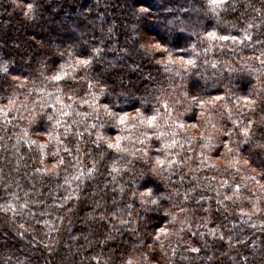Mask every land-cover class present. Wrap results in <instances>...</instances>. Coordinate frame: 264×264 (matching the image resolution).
Listing matches in <instances>:
<instances>
[{
  "label": "trees",
  "instance_id": "trees-1",
  "mask_svg": "<svg viewBox=\"0 0 264 264\" xmlns=\"http://www.w3.org/2000/svg\"><path fill=\"white\" fill-rule=\"evenodd\" d=\"M239 15L208 0H0V244L19 249L18 264L35 261L30 250L43 248L45 236L83 243L102 232L114 238L97 246L106 252L117 239L136 242L142 230L158 250L171 242L177 264H189L179 259L189 245L199 251L188 256L204 254V242L219 257L208 264H233L244 248L229 239L234 232L251 246L245 254H264V231L252 227L264 224V167L254 147L264 143V112L238 99L253 100L247 93L256 76L242 57L259 55L264 22ZM158 42L163 55L148 47ZM187 59L202 65L201 76L181 63ZM237 61L247 71L233 70L227 96L223 88L192 89L193 79L216 71L212 64ZM137 110L156 120L133 119ZM145 168L180 190L171 214L141 210L121 192L131 170Z\"/></svg>",
  "mask_w": 264,
  "mask_h": 264
},
{
  "label": "clouds",
  "instance_id": "clouds-1",
  "mask_svg": "<svg viewBox=\"0 0 264 264\" xmlns=\"http://www.w3.org/2000/svg\"><path fill=\"white\" fill-rule=\"evenodd\" d=\"M224 12L230 13L239 11L240 15L237 19L244 18L247 16L253 22L257 17L264 22V0H224L221 6ZM247 22V21H246ZM228 23V21H225ZM251 26V25H249ZM261 39L255 41L260 44L261 47L257 49L259 51L258 56L242 57L244 63L249 67H252V72L249 75H255L257 83L250 85L248 95L253 97L255 101L252 106L253 112L257 110L264 112V32L261 34ZM160 41L163 43H169L172 38L160 35ZM251 47V45H245ZM224 47H227L225 45ZM259 61L256 65L254 62ZM209 63L207 60L203 61V64ZM220 66L217 68L216 64H212L211 67L215 68V72H211L202 82L198 79H193L192 89L194 91H206L208 89L215 88L217 92L221 88L224 89L225 96L229 92H232L235 88L232 81L235 79L233 70L240 68L239 62H235L231 65H226L224 62H219ZM227 68V75L224 74V70ZM193 76H201L202 65H195ZM241 71H247V68H240ZM223 108V102L217 106ZM235 108V105H233ZM260 121H264V115L259 117ZM254 147L259 149L258 156L261 160H264V152L261 151L264 148V143L256 142ZM132 174L129 176L127 181L121 187V192H124L125 199L127 201H139V207L141 210L148 212H163L169 210V205L172 207L178 206L174 203V198L180 196L179 189H171L170 186H162L155 178L151 177V173L147 168L144 169L143 173H137L136 169H132ZM5 177L0 176V180H4ZM141 180L143 182H141ZM14 183V181H13ZM7 186V185H6ZM125 189L127 191H125ZM187 195V193H185ZM167 202V203H166ZM7 207V206H5ZM17 211L19 212V205H17ZM169 214H171L169 210ZM264 215V213H262ZM149 220L146 221L150 222ZM9 224V227L13 232L19 233V229L12 225L10 221H5ZM254 230L264 231V224H253ZM25 231H28L25 229ZM242 231V230H241ZM170 236L177 235V232L169 231ZM152 236L151 232H136L134 239L136 242H129L127 240L121 242L117 239L116 247L109 248L108 251H103L102 248L97 247L98 245H106L109 240L114 239L111 235H104L102 232L93 233L92 237L84 236L83 243H77L76 238L72 236H62L59 239L53 237L48 240L47 237H42L39 243L43 244V248L31 249L36 253L35 261H30V264H177L175 260L169 255L168 249L171 247V242L162 244L158 250V246L155 240L151 244H146L145 241ZM240 236V232H234L229 239H235L236 244L244 245V248H238L235 256L239 259L233 258V264H264V254L259 257L254 255L255 249L252 253L245 254L244 249L250 248V245L244 244V238ZM103 237V238H101ZM71 241V243H69ZM177 244L179 241H175ZM28 245H32L33 241L29 240ZM60 245H63L61 247ZM229 250L232 249L233 245L229 244ZM92 249L88 252V249ZM200 248L205 249V253L199 256L191 257L187 255L189 249H185L184 252H179V259L188 261L189 264H208L210 260H218L219 257L213 255L216 249L212 248L207 242L201 243ZM29 250V249H26ZM199 251V249H198ZM160 252L164 254L161 255ZM87 253V254H86ZM19 249L8 244H0V264H18L17 256ZM226 253H221L225 255ZM231 258V257H230Z\"/></svg>",
  "mask_w": 264,
  "mask_h": 264
},
{
  "label": "snow or ice",
  "instance_id": "snow-or-ice-1",
  "mask_svg": "<svg viewBox=\"0 0 264 264\" xmlns=\"http://www.w3.org/2000/svg\"><path fill=\"white\" fill-rule=\"evenodd\" d=\"M208 3H209V5L211 6L212 9H215V8L221 7L223 5V3H224V0H208ZM31 8H32V5H29V9H31ZM140 11L143 13V12H145V9H140ZM208 35H209V37L217 38L219 40H228L230 38L235 40V37H229V36H224V35H221V36L217 37L215 33H209ZM142 39H144L145 41H148L151 38L147 37L146 35H143ZM141 47H144V45H141ZM148 47L152 48V49L159 50L161 55H163L164 52L166 51L162 47V44L159 43V42L158 43H149ZM167 58L169 60L171 59V52H168V57ZM78 63L81 64V65L87 66L89 64V61L88 60H82V61H78ZM181 63H183L184 65H189V66L195 67V63H194V61L192 59L183 60V61H181ZM52 79L60 80L61 77L59 75H56V76H53ZM193 99L195 100L196 97H193ZM220 99H222V98L219 97V96L215 97V100H220ZM238 99H241V100L245 101L247 106H249V107H252L254 105V103H255V101L254 100H250L248 96L240 97ZM201 103H203V102H201ZM104 107H105V110L107 111L108 106L105 105ZM109 115H111L110 112H109ZM128 118H129L128 115L125 114V115L119 116L118 121H119V123L123 124V123H125V121ZM132 118L133 119H139V120H141L142 123H147L148 126H151L153 124V122L156 120V116L155 115L142 117L139 114V110H137V115L132 117ZM249 123L251 124V122H249ZM243 132H244V135L246 137L249 135L247 128L243 129ZM118 144H119V141H117V146H118ZM108 147L112 148L113 144L109 143ZM261 151L264 152V148H262ZM59 163H63V161L61 160ZM245 163H247V160L245 161ZM260 163H261V167H264V160H261ZM54 167H56V165H53V168ZM226 199H231V197H226ZM164 231H165L164 229H161V232H164ZM191 251H198V249L192 248Z\"/></svg>",
  "mask_w": 264,
  "mask_h": 264
},
{
  "label": "rangeland",
  "instance_id": "rangeland-1",
  "mask_svg": "<svg viewBox=\"0 0 264 264\" xmlns=\"http://www.w3.org/2000/svg\"><path fill=\"white\" fill-rule=\"evenodd\" d=\"M218 163V162H217ZM223 163V161L222 160H220V162L218 163V164H222ZM224 164V163H223Z\"/></svg>",
  "mask_w": 264,
  "mask_h": 264
}]
</instances>
